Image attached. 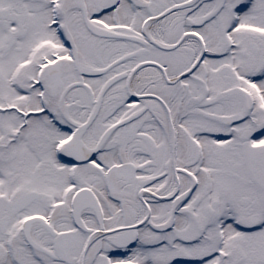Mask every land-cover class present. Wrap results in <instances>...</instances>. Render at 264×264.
Segmentation results:
<instances>
[{
	"label": "snow or ice",
	"instance_id": "6c2138e0",
	"mask_svg": "<svg viewBox=\"0 0 264 264\" xmlns=\"http://www.w3.org/2000/svg\"><path fill=\"white\" fill-rule=\"evenodd\" d=\"M0 264H264V0H0Z\"/></svg>",
	"mask_w": 264,
	"mask_h": 264
}]
</instances>
